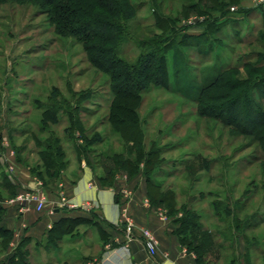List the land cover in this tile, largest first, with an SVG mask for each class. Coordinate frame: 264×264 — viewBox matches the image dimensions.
Wrapping results in <instances>:
<instances>
[{"label": "rangeland", "instance_id": "rangeland-1", "mask_svg": "<svg viewBox=\"0 0 264 264\" xmlns=\"http://www.w3.org/2000/svg\"><path fill=\"white\" fill-rule=\"evenodd\" d=\"M141 1L137 16L129 21L130 37L120 46L123 57L129 61H134L144 50L137 44L139 40L150 39L160 33L155 24L152 0ZM154 1L161 14L180 16L182 0ZM254 2L240 0V3L232 4L238 9L229 10L231 22L217 35V39L219 37L225 44L222 48L215 41L210 46L207 37H196L204 32L205 24L198 23L201 18L195 13H191L187 21H179L177 25L183 33L193 34L188 40L189 44L181 49L189 63L188 75L196 85L209 81L222 65L236 62L252 51L264 52V46L259 40L251 45L247 43L254 38L258 39L259 33L263 31L264 3L258 5ZM38 7L35 4L7 3L0 8V191L4 195L0 201H3L4 207L5 202L12 197L4 190L3 177L7 175L17 185L15 177L10 174L5 156L9 149L10 153L16 155L14 145L23 146L20 155L31 165L40 161L32 133L44 140L51 136L49 130H55V134L62 139L69 161L77 158L75 143L86 145L78 133L73 139L68 137L64 130L69 120L62 112L58 125L50 124L47 131L39 130L41 110L34 101L37 97L46 101L45 97L54 85L67 97L70 96L69 84L80 95L83 93L78 107L82 110L81 118L87 131L96 128V133L106 136L103 142L88 148V153H85L87 158L91 157L89 161L97 168V173L103 174L106 171L105 167L110 163L108 156L123 149L119 135L107 123L111 100L108 76L89 64L82 47L73 39L56 35L47 14L41 13ZM242 8L246 13L241 11ZM198 43L204 44L205 48H199L196 45ZM249 58L259 60L258 54ZM257 96L260 99L263 95L258 93ZM79 98L76 97V101ZM42 100L41 103L44 102ZM196 110V104L175 92L173 87L170 90L155 88L146 92L140 108L146 143L149 145L150 141L155 140L167 150L163 155L171 163L169 165L178 166L166 182L177 190L180 202L186 201L191 206L207 210L210 209L209 203L216 197L222 201L224 199L223 204L229 203L232 209L237 200L247 203L245 212L239 211V216L253 220L248 228L242 226L243 229L236 230L231 224V218L228 219V226L226 221L225 224L218 223L216 216L207 218V224L215 232L217 229L223 231L216 236L224 247L214 252L213 262L228 264V259L233 255L243 260L242 254L249 246L252 264H260L264 250V170L254 158L260 154L257 145L252 143L251 136H236L223 124L199 117ZM10 130L14 132V142ZM198 153L204 154L211 162L209 169L201 170L197 174L199 180L195 181L192 180L195 176L187 175L185 162ZM199 165L200 158H196L191 166L194 172ZM169 169H162L164 175H167ZM55 186L52 183L47 188L55 194ZM19 187H22L21 183ZM209 191L213 195L208 201L199 200L203 198L204 192ZM43 216L39 213L37 220L28 222L26 227H22L24 229L13 230L14 238L10 247L6 250L0 245V263L14 251L22 238L30 237L27 246L30 264H96L89 257L99 252L100 244L95 239L102 233L98 226L82 224L74 233L65 236L56 247H48L47 233L36 227ZM9 218L4 215L0 225L4 220L10 221ZM230 225L232 228H229Z\"/></svg>", "mask_w": 264, "mask_h": 264}, {"label": "trees", "instance_id": "trees-1", "mask_svg": "<svg viewBox=\"0 0 264 264\" xmlns=\"http://www.w3.org/2000/svg\"><path fill=\"white\" fill-rule=\"evenodd\" d=\"M182 1L181 14L174 17L161 14L159 6L152 0L155 24L160 33L154 34L150 39L138 41L137 44L144 50L134 61L123 57L120 46L130 37L129 21L137 16L143 2L141 0H0V8L7 3L39 6L40 12L47 14L56 35L73 39L82 47L89 64L108 76L111 100L106 116L107 123L110 124L111 130L119 135L123 149L114 151L107 157L110 163L105 167L106 171L99 176L100 181L104 185H111L119 172L127 173L129 178L142 173L147 182V196L150 203L166 209L167 215L176 224L175 232L181 245L196 253L197 264H212L209 253L224 247L216 236L223 231L217 229L215 232L211 225L207 224V218L216 216L219 219L218 223L225 224L226 221L227 226L228 219L231 218V224L236 230L248 228L253 220L239 216V211L245 212L247 203L241 199L237 200L232 209L229 203L223 204L224 199L222 201L221 198L216 197L209 203L210 209L207 210L191 206L186 201L180 202L177 190L166 182L178 166L169 165L171 163L163 155L167 150L159 146L155 140L147 145L140 108L146 92L155 88L170 90L173 87L175 92H179L196 104V114L199 117L223 124L236 136H251L252 143L257 145V152L260 153L254 156L255 161H258L264 170V52L252 51L250 55L241 56L236 62L222 65L209 81L196 85L194 79L188 75L189 63L184 56L185 52L181 49L182 46L189 44L188 40L193 34L183 33L182 28H178L177 24L183 19L187 21L191 13L203 17L198 23L205 24V30L196 37H207L210 46L213 44L212 41H215L222 48L225 44L219 37L217 39V35L228 22H231L230 5L238 4L240 0ZM241 11L246 10L242 8ZM258 40L264 46V24L258 39L254 38L247 43L251 45ZM196 45L205 48L202 43ZM255 54L259 57L257 61L249 58ZM68 93L69 97L54 85L50 94L45 97L46 101L39 97L35 98L34 102L41 110L39 130L47 131L50 124L58 125L62 119L60 115L62 112L69 120L64 130L68 137L73 139L78 133L86 143V145L82 143L74 145L77 157L82 160L84 157L87 158L85 153H88V148L103 142L106 136L96 133V128L87 131L81 118L82 110L78 107L83 93L80 95V92L74 90L70 84ZM258 93L263 95L260 99ZM76 97L80 98L76 101ZM41 100L44 102L41 103ZM241 120L249 123L244 124ZM12 131L10 137L14 142ZM54 131L49 130L53 138L50 136L44 140L36 133H32L40 156V161L34 165L22 159L20 152L23 151V146L14 145L17 161L27 166L46 187L60 179L62 171L69 164L62 139ZM1 137L0 134V140ZM196 158H200V165L194 172L191 166ZM210 162L211 159L204 154H196L193 159L185 162L187 175L195 176L192 180L198 181L197 174L201 170H208ZM164 167L170 168L167 175L162 172ZM3 179L7 195L15 196L20 187L7 175ZM2 192L0 191L1 200L4 199ZM203 194V198L199 199L201 201H208L213 195L212 191ZM2 202L0 201L1 220L6 214V207ZM94 220L86 217L59 219L47 232V246L56 247L65 236L74 233L82 224L95 225ZM213 225L218 226V224ZM96 226L105 237L104 230L98 224ZM229 228L232 226L230 225ZM13 238L14 231L2 223L1 247L7 250ZM29 238H22L14 251L9 253L0 264H30L27 249ZM242 258L243 260L233 255L228 259V264H252L249 246L242 254ZM260 264H264V250Z\"/></svg>", "mask_w": 264, "mask_h": 264}, {"label": "crops", "instance_id": "crops-1", "mask_svg": "<svg viewBox=\"0 0 264 264\" xmlns=\"http://www.w3.org/2000/svg\"><path fill=\"white\" fill-rule=\"evenodd\" d=\"M9 151L5 153L8 169L18 187L20 183L37 186L40 179ZM89 160L91 157L82 160L72 158L62 171L61 178L55 182V194L43 186L47 197L43 211H37L35 203H29L24 210H20L18 206L5 202V215L10 216V221L4 220L3 224L12 230L21 229L28 222L36 221L40 213L44 216L36 227L47 233L63 217L94 218L95 225L98 224L106 235H98V239H95L100 244L99 252L89 258L96 264H197L196 253L181 245L175 232L176 224L167 215L166 209L150 203L147 182L142 173L129 178L127 173L119 172L113 184L104 185L99 179L101 174L96 172L97 168ZM62 195L79 204V207L62 205ZM127 219H131L135 225L132 236L126 230ZM142 228L151 229L157 237L158 250L154 256L144 245L140 234ZM216 250L209 253L212 264H215L212 255Z\"/></svg>", "mask_w": 264, "mask_h": 264}, {"label": "built area", "instance_id": "built-area-1", "mask_svg": "<svg viewBox=\"0 0 264 264\" xmlns=\"http://www.w3.org/2000/svg\"><path fill=\"white\" fill-rule=\"evenodd\" d=\"M256 4L264 3V0H254ZM231 10L238 9L237 6L232 5ZM201 20H203L201 18ZM192 23V19L189 20ZM11 154H14L13 152ZM43 182L39 180L37 186L31 187L29 185H22L18 190L17 194L12 197L8 203L13 206H18L20 210H24L29 203H35L37 211L41 212L45 209L47 203V197L43 191ZM62 205L77 208L79 204L71 201L67 196H61ZM126 230L130 236L135 232V225L131 221V219H127L126 221ZM141 237L143 239L144 245L151 256L156 255L158 250V240L154 232L149 228H142L140 231Z\"/></svg>", "mask_w": 264, "mask_h": 264}]
</instances>
